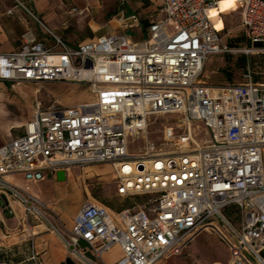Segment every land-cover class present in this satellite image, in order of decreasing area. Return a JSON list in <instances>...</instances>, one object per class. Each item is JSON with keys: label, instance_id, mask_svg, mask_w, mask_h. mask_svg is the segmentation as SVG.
<instances>
[{"label": "built area", "instance_id": "1", "mask_svg": "<svg viewBox=\"0 0 264 264\" xmlns=\"http://www.w3.org/2000/svg\"><path fill=\"white\" fill-rule=\"evenodd\" d=\"M16 1L6 13L25 8L52 41L27 27L17 49L0 52V81L87 82L92 95L76 105H37L22 133L0 146V202L19 204L21 217L11 206L30 237L33 219L78 264H162L214 232L231 264H264V82L251 71L242 82L204 79L210 56L230 50L211 16L223 0H161L139 39L132 32L141 16L121 11L122 32L78 44ZM225 1L239 9L251 45L264 50V0ZM153 116L162 121L152 140ZM131 136L144 139L133 152ZM96 164L112 167L116 195L132 205L116 210L88 196L72 228L28 185L7 178L22 173L37 181L45 170ZM230 206L237 221L225 214ZM115 248L120 255L107 259ZM29 259L44 264L36 253Z\"/></svg>", "mask_w": 264, "mask_h": 264}, {"label": "rangeland", "instance_id": "2", "mask_svg": "<svg viewBox=\"0 0 264 264\" xmlns=\"http://www.w3.org/2000/svg\"><path fill=\"white\" fill-rule=\"evenodd\" d=\"M139 1L113 2V5L106 9V11L111 10L112 12L110 14L112 21L108 22L112 32L123 31L117 22L118 13L121 11L135 12L141 16L142 25L132 32V35L136 39L148 36L149 26L152 20L158 17L162 1L151 0L152 6ZM16 3L0 2V52L17 49L21 45L22 34L27 27H33L36 33H41V26L25 8L18 6L15 8L14 14L8 15L6 13L7 9L15 7ZM26 6L32 9L38 18L48 23L46 12L41 13L30 3H26ZM48 9H53V3L48 6ZM55 20L59 27L55 30L58 35L69 43L79 40L71 39L75 32L72 30L70 17L59 20V15L56 14ZM213 20L222 36L223 44L227 45L230 50L210 56L205 66L204 79L213 85L242 82L245 79V74L251 71L254 76L259 77L260 82H264V50L250 44L241 23L239 9L233 4H228L224 9L214 14ZM169 27L170 30H175L177 25L171 23ZM63 32L66 33L63 34ZM44 38L48 43L52 41L47 34L44 35ZM249 62L251 63L250 67ZM84 78L88 79L89 74H85ZM91 99L92 95L87 82H22L16 83L12 87L11 84L4 85L0 81V113L5 115L4 125L0 129V138L10 140L12 137L18 136L23 128L13 127L10 129V127L19 122L27 121L38 104L42 107L76 105ZM27 108L30 110L27 111ZM3 118L4 116L1 115V119ZM152 119L155 120V123L150 126V139L153 140L157 136L155 130L159 128L162 118L153 116ZM143 142L142 137H129V151L133 152L139 149ZM94 166L71 168L73 171L71 178L76 182L81 200L84 201L88 196H91L112 209L131 206L132 201L130 199L116 195L112 167L108 164H96ZM94 171L95 177H92ZM0 200H3L1 196ZM4 201L5 203L2 205L0 202V218L3 220L0 223V264H33L29 259L33 246L32 241L20 237L17 230L13 229L17 226V221L19 224V219L9 201L6 198ZM13 205L21 217L23 212L19 204L13 202ZM235 209V206H230L225 210V214L230 219L237 221ZM6 212L11 219L6 220L7 223L5 224ZM63 219L68 221L67 216H64ZM30 222L33 224V219ZM34 222L39 223L36 220ZM60 243L65 248L61 240ZM39 259L44 262L43 257H39ZM230 260L229 250L218 235L214 232H202L188 246L183 255L172 257L162 264H231Z\"/></svg>", "mask_w": 264, "mask_h": 264}, {"label": "crops", "instance_id": "3", "mask_svg": "<svg viewBox=\"0 0 264 264\" xmlns=\"http://www.w3.org/2000/svg\"><path fill=\"white\" fill-rule=\"evenodd\" d=\"M21 2L30 3L34 8L39 10L41 13L46 12V19L48 21H43L48 28L55 31L58 27L55 20V15H59V20L66 19L70 17L71 25L73 27V31L75 32L74 36H71V39H79L71 44H78L81 42H86L91 39H94L97 36L103 34H109L112 32L111 26L108 25V22L112 21L110 19V14H112L111 10L106 9L113 5V2H125L126 0H20ZM0 2H17L16 0H0ZM66 2V3H65ZM139 2H146L149 6H152L151 0H140ZM53 3V9H48V6ZM146 3H143L144 5ZM162 3V2H161ZM148 6V7H149ZM72 7H78L81 9H85V13L78 15H71L69 13ZM32 10V9H31ZM34 12V11H33ZM33 28V27H32ZM56 32V31H55ZM67 32V31H66ZM66 32H63L65 34ZM45 31L41 28V36L43 39L44 35H46ZM48 35V34H47ZM8 51V50H5ZM4 85H9L11 83L3 82ZM22 83V82H21ZM33 83V82H31ZM16 84V83H15ZM19 84V83H18ZM14 87V84H11ZM39 105V104H38ZM37 105L35 106L32 114L27 119L32 118L34 111ZM30 109L27 108V111ZM1 115L4 116L1 119ZM5 115L0 113V129L4 125ZM19 122L14 126L16 128H23L25 122ZM23 131V130H22ZM22 133V132H21ZM20 133V134H21ZM19 134V135H20ZM12 137L10 140H12ZM10 140H6L5 138H0V146L7 143ZM95 167L94 165H92ZM73 171L70 169L66 172V180L59 181L57 179V175L52 173L50 170H45L44 175L45 178L37 181H28L24 174L16 173L9 174L7 178L13 183L25 187L29 186L31 191L38 195L41 200L52 207L55 212L58 214H62L61 217L63 219L64 216H67L68 221H63L66 224L67 228H72L74 224V219L77 216L82 203L84 201L81 200L78 195L77 185L74 179L71 178V173ZM98 174V173H97ZM90 177V176H89ZM92 177H95V171L92 173ZM87 199V198H86ZM82 201V202H81ZM11 205H13V201H11ZM14 207V205H13ZM15 208V207H14ZM18 208V206H17ZM20 213H17L19 216ZM6 219H4V223L6 224V220H10L8 217V213H5ZM32 224V231L35 233L32 237L29 236L30 232L27 231V228L18 224L13 229L17 230L18 235L20 237H24L25 239H30L32 241V248L30 252V256L33 253L38 254L39 257H43L44 264H66V258L69 257V253L66 248H63L60 243V238L51 233L47 226L44 223L34 222ZM120 250L115 248L112 252L108 253L106 258L111 259L112 257L119 256Z\"/></svg>", "mask_w": 264, "mask_h": 264}, {"label": "water", "instance_id": "4", "mask_svg": "<svg viewBox=\"0 0 264 264\" xmlns=\"http://www.w3.org/2000/svg\"><path fill=\"white\" fill-rule=\"evenodd\" d=\"M66 171L65 170H59L57 172V179L59 181H64L66 180ZM66 264H78L75 260H73L71 257L66 258Z\"/></svg>", "mask_w": 264, "mask_h": 264}, {"label": "bare ground", "instance_id": "5", "mask_svg": "<svg viewBox=\"0 0 264 264\" xmlns=\"http://www.w3.org/2000/svg\"><path fill=\"white\" fill-rule=\"evenodd\" d=\"M228 4H232L231 2L229 1H225L223 0L221 3H220V6L219 7H214L212 8L211 10V16L212 18L214 17V14L219 12L220 10L224 9Z\"/></svg>", "mask_w": 264, "mask_h": 264}, {"label": "trees", "instance_id": "6", "mask_svg": "<svg viewBox=\"0 0 264 264\" xmlns=\"http://www.w3.org/2000/svg\"><path fill=\"white\" fill-rule=\"evenodd\" d=\"M250 42V41H249ZM250 44H251V42H250ZM245 57V56H244ZM251 66V63L249 62V67ZM253 77H254V80L256 81V82H260L259 81V77L258 76H254L253 75ZM125 208V207H124ZM121 209H123V208H120V209H116V210H121Z\"/></svg>", "mask_w": 264, "mask_h": 264}]
</instances>
